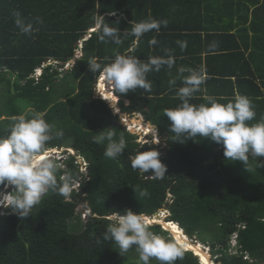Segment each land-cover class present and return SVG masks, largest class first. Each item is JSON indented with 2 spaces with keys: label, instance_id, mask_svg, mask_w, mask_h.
Listing matches in <instances>:
<instances>
[{
  "label": "trees",
  "instance_id": "trees-1",
  "mask_svg": "<svg viewBox=\"0 0 264 264\" xmlns=\"http://www.w3.org/2000/svg\"><path fill=\"white\" fill-rule=\"evenodd\" d=\"M14 11L33 24L31 34L20 32ZM111 11L116 15H108ZM97 14L120 29L121 45L99 40L94 28ZM150 18L166 19L168 25L145 33L136 43L130 22ZM152 38L156 45H150ZM177 41H187V48L182 51ZM213 43L216 47L210 49ZM165 48L173 50L175 64L147 74L150 92L137 88L119 95L114 90L120 112L141 114L159 130L161 147L139 141L140 136L127 130L109 104L95 95L100 74L92 73L88 62L96 58L110 63L116 53L130 49L129 54L147 61L149 56H164ZM47 60L54 64L43 67L38 77L36 70ZM181 67L206 70L207 78L192 103H203L209 95L220 103L246 95L256 112L249 123L258 122L264 117V0H0V94L7 103L0 113V136L24 113L22 102L29 103L34 110L27 116L41 113L55 131H63L46 149L72 148L88 169L83 174L77 158L65 152L63 158H54L58 180L70 177V184L79 183L77 190L67 196L49 191L24 219L7 210L0 214V264H137L134 248L121 257L114 242L103 240L108 217L125 209L146 216L168 210L167 222L177 223L191 239L198 236L210 247L216 264H264V168L250 159L247 171L241 161L227 160L223 147L207 138L173 141L163 111L179 103L177 90L183 86L182 77L189 75L180 73ZM171 79H176L175 85L169 84ZM97 92L115 101L102 81ZM106 128H113L116 139L123 135L126 140L123 154L115 159L103 155L107 142H92V136ZM151 147L167 165L163 178L131 166L138 151ZM79 205L91 211L86 220ZM219 205L234 214L218 213ZM149 227L174 239L159 224ZM233 234L238 237L236 254L228 252ZM150 264L160 262L153 258ZM174 264L201 263L192 251L184 250Z\"/></svg>",
  "mask_w": 264,
  "mask_h": 264
},
{
  "label": "clouds",
  "instance_id": "clouds-1",
  "mask_svg": "<svg viewBox=\"0 0 264 264\" xmlns=\"http://www.w3.org/2000/svg\"><path fill=\"white\" fill-rule=\"evenodd\" d=\"M12 15L15 25L22 34H31L34 31L33 24L27 22L21 12L14 11ZM108 15L115 16L116 13L111 11ZM36 22L42 24L43 20L37 17ZM115 23L119 24V20ZM130 24L132 25L130 34L138 43L145 33L152 30L159 32L161 26L167 27L168 20L150 18L139 22L132 21ZM94 28L99 33L100 41L111 40L116 45L123 43L120 29L110 26L103 15L97 14L94 17ZM149 43L156 45L158 41L152 38ZM82 44L81 41L80 45ZM177 44L182 51L187 48V41H177ZM215 47V43L209 45L210 49ZM163 51L164 56H149L147 61H142L137 56L129 54L130 49L123 54L116 53L110 63H101L96 58H90L88 66L92 73H99L104 77L119 95H125L137 88L150 92L152 83L147 79V74L152 71L159 72L165 65L171 69L175 64L173 50L165 48ZM74 61L71 63L73 64ZM49 62L51 61L47 60L43 64ZM51 64L54 63L51 62L48 65ZM65 67H70V64H66ZM185 71L189 75L182 77L183 86L179 87L176 93L179 103L174 108H166L163 111L170 121V132L174 134L173 141L185 143L189 139L196 140L197 137L207 138L223 147V155L227 160L241 161L247 171L250 172L248 167L250 159L256 161L257 168H264V160H257L258 157H264V117L258 122L249 123L256 117L252 101L246 95H236L231 101L220 103L216 97L209 95L205 98V102L194 104L192 103L194 94L200 91L201 85L207 78L206 70L203 67L179 69L180 73ZM169 84L175 85L176 79H171ZM104 101L110 103L106 99ZM112 110L121 118L120 110L117 112L114 108ZM141 118L142 125L148 132L143 139L148 137L149 141L145 142L161 145V141L157 140L160 135L159 130L146 122L142 115ZM148 127L151 130H148ZM126 128L132 133L136 131L131 129V124ZM112 129L106 128L93 135L92 142L100 145L107 142L103 155L115 159L123 154L127 144L123 135L116 139V133ZM155 130L159 133H153ZM62 136L63 131H55V125L47 122L41 113H32L30 117L21 114L8 127L7 134L0 136V186L4 188L0 191V209L2 210L0 214L7 210L9 214L24 219L30 216L32 208L40 204L49 191L67 196L71 189L79 188V183L76 181L70 184L68 176L58 180V165L50 154L58 152L60 148L46 149L49 141ZM138 136L141 137V135ZM65 152L75 156L77 160L81 157L76 155L72 148H67L61 152L62 158ZM160 155L154 147L138 151L131 159V166L134 170L151 172L155 178H163L167 172V165L162 162ZM82 167L83 165L80 170L87 175V162L85 171ZM80 210H89V208L82 207ZM158 212L167 222L170 216L169 211L161 209ZM146 217L154 219L155 215L146 216L140 212L125 209L123 214L116 213L108 217L111 222L106 226L103 240L114 242L119 248L118 253L121 257L134 248L138 253L137 264H150L153 258L160 264H174L176 260L182 259L185 242L152 231ZM154 224L158 223L154 222ZM161 226L165 229L163 225ZM232 237H235L236 245L239 247L237 234H233ZM206 247L210 249L209 246ZM198 258L200 263L204 264L201 257L198 256Z\"/></svg>",
  "mask_w": 264,
  "mask_h": 264
},
{
  "label": "rangeland",
  "instance_id": "rangeland-1",
  "mask_svg": "<svg viewBox=\"0 0 264 264\" xmlns=\"http://www.w3.org/2000/svg\"><path fill=\"white\" fill-rule=\"evenodd\" d=\"M84 40H86V39H84ZM80 43L81 42H79V45H80ZM83 43V42H82ZM81 46V45H80ZM78 55V54H77ZM39 77V76H38ZM100 81H102V82H104V85H105V89H107V91L109 92V93H113L114 94V96H115V93H114V88L112 87V85H110L105 79H104V77H102L101 75L99 76V78H98V81H97V84H96V87H95V95L98 97V98H101L102 100H104L105 98L102 96V95H100L98 92H97V90H98V87H99V84H100ZM1 95V94H0ZM107 100V99H106ZM108 101V100H107ZM5 102V99H4V97H2V95H1V97H0V113H2L3 112V109H5L6 110V108H7V103H4ZM109 102V101H108ZM3 104H4V107H3ZM6 104V105H5ZM110 104H111V106H113V108H114V111H116L117 112V110H119V107H118V102H117V97H115V101L114 102H110L109 103V107L110 108H112L111 106H110ZM22 108L25 110L24 111V115H27V113L30 111V110H34V107L32 106V105H30L29 103H26V102H22ZM112 108V109H113ZM120 117V116H119ZM143 117V116H142ZM4 118V117H3ZM135 119H138V121H141V115H138V114H133V115H121V118H120V122H121V124L123 125V126H125V127H128V126H130V123L131 122H133V120H135ZM141 123V122H140ZM132 125H134V124H132ZM154 127V126H153ZM132 128H135V133H132V134H135V135H141V137L140 138H138V140L139 141H142V142H145L146 140H143V137L145 136V134L147 135L148 134V132L146 131V129H145V127L142 125H140V127L139 126H131V129ZM148 129H150L149 127H148ZM155 129V128H154ZM153 133H159L157 130H155ZM157 140L158 141H161V147H164V143H163V138H161V136L159 135L158 136V138H157ZM67 148H60L59 150L58 149H55V150H58V152L56 151V152H54V154H50V157L52 156V158H57V159H60V158H62V154L63 153H61L62 151H64V150H66ZM57 153V154H56ZM70 194V193H69ZM68 194V195H69ZM220 206V205H219ZM82 207H84V205H79L78 206V209L80 210V208H82ZM232 210V209H231ZM229 210V207H227L226 205H221L220 207H219V209H218V213H224V214H234V213H232L234 210ZM148 219V218H147ZM151 221L152 223H149V225H152V224H154V222L152 221V219H148V221ZM83 222V221H82ZM157 223L158 224H161V222H158L157 221ZM161 225H163L165 228H166V225L167 226H172V225H176V223H173V222H165V221H162V224ZM179 228H181V227H179ZM182 229V228H181ZM168 230H170L171 231V233L173 234V232H172V230H171V228H168ZM184 231H186L185 229H183ZM186 233H187V231H186ZM174 235V234H173ZM188 235V234H187ZM205 236H207V237H210V233L209 232H207V233H205ZM171 237H173L174 239H176L175 238V236H172L171 235ZM188 237H189V235H188ZM190 238V237H189ZM198 240V241H200L199 240V238H198V236H196V235H194L193 236V240ZM177 240V239H176ZM232 242V244H230ZM237 244V242H236V240H235V237H232V238H230V240H229V247H230V245H231V248L229 249V253H233V254H236V253H238V246L236 245ZM186 249V248H185ZM188 250V249H187ZM209 251H210V254H211V257H212V259H211V261L214 263V264H216L215 263V261H214V257H213V255H212V252H211V250L209 249ZM195 252V251H194ZM196 253V252H195ZM197 254V253H196ZM239 254H241L240 252H239ZM198 255V254H197ZM199 256V255H198ZM245 259H249V260H251V257L248 255V254H246L245 255ZM204 263V262H203Z\"/></svg>",
  "mask_w": 264,
  "mask_h": 264
},
{
  "label": "bare ground",
  "instance_id": "bare-ground-1",
  "mask_svg": "<svg viewBox=\"0 0 264 264\" xmlns=\"http://www.w3.org/2000/svg\"><path fill=\"white\" fill-rule=\"evenodd\" d=\"M148 219H147V221H148ZM168 228H171V230H172V232H173V234L177 240L185 242V248L186 249L195 251L201 257V260H202V262H204V264H214L211 261L210 252L207 249H205L202 244L194 243L190 238L185 236L183 234V232L181 231V229L177 226V224L172 225V226L166 225V229H168Z\"/></svg>",
  "mask_w": 264,
  "mask_h": 264
},
{
  "label": "built area",
  "instance_id": "built-area-1",
  "mask_svg": "<svg viewBox=\"0 0 264 264\" xmlns=\"http://www.w3.org/2000/svg\"><path fill=\"white\" fill-rule=\"evenodd\" d=\"M49 63H51V62H49ZM49 63L42 64L41 67L36 70V75L38 76L39 74H41L42 68L47 66ZM78 163L83 165L82 170L85 171L86 170V162H85L83 157L78 158ZM81 214H82V219L86 220L88 218V216H90L91 213L89 210H84V211H81ZM147 218L151 219L150 217H146V219ZM149 223H152V222L149 220Z\"/></svg>",
  "mask_w": 264,
  "mask_h": 264
},
{
  "label": "water",
  "instance_id": "water-1",
  "mask_svg": "<svg viewBox=\"0 0 264 264\" xmlns=\"http://www.w3.org/2000/svg\"><path fill=\"white\" fill-rule=\"evenodd\" d=\"M155 217H161L160 216V214H159V212H157V213H155ZM178 226V225H177ZM179 227V226H178ZM166 229V228H165ZM181 229V228H180ZM166 230H168V229H166ZM168 231H170V230H168ZM181 231L183 232V234L185 235V236H187L188 237V235H187V233H186V231H184L183 229H181ZM170 233H171V231H170ZM171 235L172 236H174L172 233H171ZM189 238V237H188ZM192 240V239H191ZM194 243H197V244H202V243H200V241H198L197 239L196 240H192ZM203 245V244H202ZM204 246V248L205 249H207L208 250V247H206L205 245H203ZM186 250V249H185ZM186 251H193V250H186ZM209 251V250H208ZM194 252V251H193ZM195 253V252H194ZM195 256H197L198 257V255L195 253ZM200 257V256H199Z\"/></svg>",
  "mask_w": 264,
  "mask_h": 264
},
{
  "label": "crops",
  "instance_id": "crops-1",
  "mask_svg": "<svg viewBox=\"0 0 264 264\" xmlns=\"http://www.w3.org/2000/svg\"><path fill=\"white\" fill-rule=\"evenodd\" d=\"M230 63H231L232 65H234V66L236 65L235 63H233V61H232V62H230ZM204 65H205V62H204ZM230 71H231V70H230ZM206 75H207V74H206Z\"/></svg>",
  "mask_w": 264,
  "mask_h": 264
}]
</instances>
